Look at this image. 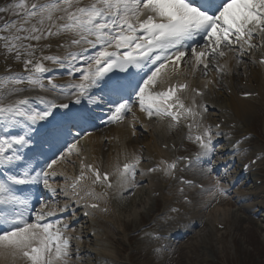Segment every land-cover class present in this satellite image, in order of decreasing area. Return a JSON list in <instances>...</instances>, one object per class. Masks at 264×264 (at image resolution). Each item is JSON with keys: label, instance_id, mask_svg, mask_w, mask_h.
I'll list each match as a JSON object with an SVG mask.
<instances>
[{"label": "snow or ice", "instance_id": "obj_1", "mask_svg": "<svg viewBox=\"0 0 264 264\" xmlns=\"http://www.w3.org/2000/svg\"><path fill=\"white\" fill-rule=\"evenodd\" d=\"M4 13L15 19L0 15V54L23 65L21 72L9 67L7 74H0V128L8 133L0 136V168L4 169L0 259L10 264H72V241L79 237L71 236L69 224L58 216L70 209V203L58 206L59 195L85 209L107 212L101 204L107 205L110 193L123 198L139 186V155L126 157L111 172L84 162L80 128L90 112L73 110L72 103L80 105L85 98L99 104L90 90L102 88L111 105L106 122L119 123L132 111L130 97L135 95V103L149 120L167 118L170 127L183 124L187 139L200 149L196 160H211L212 141L218 133L204 121L209 111L206 97L216 80L192 86L187 81L172 82L173 76L180 74L186 56L193 74L199 70L205 78L212 71L226 76L229 54H235L237 65L245 56L264 65V0H13L0 6V14ZM52 41L64 50L63 55L45 54L53 47ZM49 63L63 71L57 74ZM132 68L144 75L137 78L129 71ZM65 75L68 83L56 82ZM32 92L42 94L24 95ZM189 92L186 103L188 97L182 94ZM37 136L49 147L59 146L57 155L39 171L22 152L34 142L40 147ZM73 155L80 158L79 172L67 176L65 186L57 189L51 182L58 174L54 166ZM183 159L161 160L147 172L176 179ZM185 167H192L191 159ZM203 172L211 176L213 169L209 165ZM139 175L146 173L141 170ZM179 182L194 184L183 177ZM40 185L50 195L38 200L37 206L32 189ZM206 191L225 195L219 180Z\"/></svg>", "mask_w": 264, "mask_h": 264}, {"label": "rangeland", "instance_id": "obj_2", "mask_svg": "<svg viewBox=\"0 0 264 264\" xmlns=\"http://www.w3.org/2000/svg\"><path fill=\"white\" fill-rule=\"evenodd\" d=\"M246 78L248 76H244L243 81H239L240 77H235L236 83L244 86L247 82ZM254 107L256 113L251 108L252 112L250 110L244 129L256 135L251 142L253 150L261 147L264 150V101L257 102ZM261 163L259 174H264V161ZM217 201L215 208H206L201 214L208 225L198 229L197 232L186 237L185 242L177 244L167 252L164 257L166 264H264V232L260 229L259 219L242 215L230 201L224 199ZM217 214L222 217L217 218L216 222L223 223L226 226L225 230L216 231L211 227L214 222L213 216ZM121 220L119 223L108 224L107 231H104L106 226L95 227L97 231L103 228V236L113 244L112 246L107 241L108 247L113 249L112 258L106 254L110 258L109 261L112 263L113 260L121 264H160L163 257H151L145 241L131 240L130 235L134 229L146 223V220L141 218V214L134 220H127L125 217ZM91 246L94 245L88 248ZM133 249L136 252L131 254Z\"/></svg>", "mask_w": 264, "mask_h": 264}, {"label": "bare ground", "instance_id": "obj_3", "mask_svg": "<svg viewBox=\"0 0 264 264\" xmlns=\"http://www.w3.org/2000/svg\"><path fill=\"white\" fill-rule=\"evenodd\" d=\"M250 58L248 59V63L244 62L243 65L235 62V60L231 61V66L229 65V72L227 76L229 77L227 79V82H225L227 89L231 90L230 95H226L224 92H219L215 88L210 89L208 92V95L206 97V101L209 102L210 105H212L214 102V106L211 107L212 109L210 112H208L206 115L209 114L208 118H211V122L213 123V126L217 123L221 124L222 120L224 121L223 124H221L222 130H227L229 128V124H234L233 129H230V133L233 134V136L238 137V136H243L244 131L242 132V127L243 123L249 119L250 116V110H251V103L248 100H242L239 96H241L244 93H257L258 95L264 94V66H262L259 63H253V57L252 56H245L244 58ZM256 58H259V53L256 54ZM244 76H248L246 78V81L250 82L249 86H244L240 87L236 83L235 77H240L239 81H243ZM234 82V83H233ZM32 93L24 94V95H30ZM253 107V106H252ZM255 108V107H254ZM136 115H135V121L136 123L142 124L141 129H143L147 136V134H151L152 140L157 139V141L161 142V139H166V136L168 135L167 131L164 130V127H156L155 125H152L153 123L148 121V118L142 113L136 110ZM161 121V120H160ZM162 122V121H161ZM163 129V132L161 133L160 130ZM131 129L129 125H122L120 124L115 128L111 135H114L116 143L115 149L129 147L130 142H128L131 139ZM137 134V132H136ZM243 134V135H242ZM139 135V134H138ZM234 138V139H235ZM110 139V138H109ZM232 139V140H234ZM108 140V139H107ZM229 140V139H227ZM81 148L83 149V152L87 154V157L90 159L92 156H97L99 155L102 158H105V154L103 149L106 147V139L103 138L102 136H91L88 137L85 140H81ZM151 141V140H150ZM152 145V144H151ZM108 146V145H107ZM109 147V146H108ZM98 148V149H97ZM96 149V151H94ZM89 150V151H88ZM109 151V149H108ZM118 151H121V149H118ZM118 151L114 152L115 154L118 153ZM87 152V153H86ZM112 153L109 152V156ZM157 154H161L160 152ZM93 158V157H92ZM110 157L109 159H111ZM201 171L198 173L199 175H203V171L200 169L195 168L194 171ZM193 170H190L189 174H192L194 172ZM192 176L200 178L196 176L195 174H192ZM153 177H157L156 175H153ZM151 178V176H150ZM151 178V179H152ZM204 178L207 179V176H204ZM201 179V178H200ZM202 180V179H201ZM206 181V180H205ZM203 181V182H205ZM151 186V184H149ZM154 186V184H153ZM155 187L159 188L158 184L155 183ZM262 186L256 187L255 190L261 189ZM151 187L149 188L148 185L144 188H141L139 192L136 193L135 196L132 197L131 200H111L110 202L107 203V205L103 204V206H106L109 210L108 216L113 217L114 220H118V216H123L127 219H132L134 218L135 214L138 213V211L142 210L146 205H148V198L149 194L151 193ZM140 194V195H139ZM251 194V193H250ZM260 193H258L259 195ZM195 195V194H194ZM192 195V204L185 206L186 208H190L193 210H197V208H204L208 204L209 201H200L197 199L196 196ZM164 196H167L165 194ZM207 196V200L208 199ZM251 197V196H250ZM259 196H256L258 199ZM264 206V203L261 202ZM138 204V206H137ZM262 206V207H263ZM261 214H264V209H261ZM222 216H219L217 214L213 216L214 221L217 220V218H220ZM262 229L264 230V215H263V220L261 222ZM105 242V241H104ZM101 247V246H100ZM7 261L4 260V263ZM103 262V261H102Z\"/></svg>", "mask_w": 264, "mask_h": 264}]
</instances>
